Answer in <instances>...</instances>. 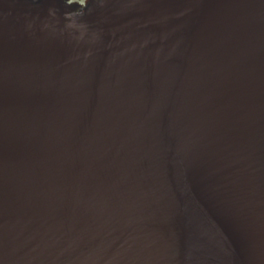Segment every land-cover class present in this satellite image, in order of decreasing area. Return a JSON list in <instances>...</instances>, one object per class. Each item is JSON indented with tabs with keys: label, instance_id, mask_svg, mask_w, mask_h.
I'll return each mask as SVG.
<instances>
[{
	"label": "water",
	"instance_id": "95a60500",
	"mask_svg": "<svg viewBox=\"0 0 264 264\" xmlns=\"http://www.w3.org/2000/svg\"><path fill=\"white\" fill-rule=\"evenodd\" d=\"M0 0V264H264V0Z\"/></svg>",
	"mask_w": 264,
	"mask_h": 264
},
{
	"label": "clouds",
	"instance_id": "9594fccd",
	"mask_svg": "<svg viewBox=\"0 0 264 264\" xmlns=\"http://www.w3.org/2000/svg\"><path fill=\"white\" fill-rule=\"evenodd\" d=\"M73 2H78L82 8L87 6L85 0H69V4Z\"/></svg>",
	"mask_w": 264,
	"mask_h": 264
},
{
	"label": "flooded vegetation",
	"instance_id": "af4514ba",
	"mask_svg": "<svg viewBox=\"0 0 264 264\" xmlns=\"http://www.w3.org/2000/svg\"><path fill=\"white\" fill-rule=\"evenodd\" d=\"M87 1H88V0H85V3H86V4H87ZM73 3L76 4V5H78L79 7H81L80 4H79L78 2H73Z\"/></svg>",
	"mask_w": 264,
	"mask_h": 264
}]
</instances>
